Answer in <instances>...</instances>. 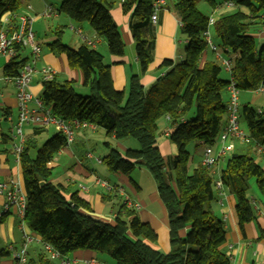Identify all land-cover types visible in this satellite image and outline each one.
<instances>
[{
  "label": "trees",
  "instance_id": "trees-1",
  "mask_svg": "<svg viewBox=\"0 0 264 264\" xmlns=\"http://www.w3.org/2000/svg\"><path fill=\"white\" fill-rule=\"evenodd\" d=\"M212 9L235 3L233 11L223 14L211 26L213 42L219 50L232 54L231 76L239 91H255L264 85V45L258 46L250 34L264 0H207ZM112 0H60L59 12L77 23L88 22L106 40L109 52L125 53V43L111 15ZM199 0H177L174 10L180 17V31L188 39L182 61L164 59L160 68L168 71L146 88L138 75L130 78L128 93L115 88L111 66L104 55L85 42L77 47L62 42L63 31L48 43L51 52L67 57L72 70L79 71L87 95L75 88V80L60 81L58 74L42 80L41 98L53 114L68 120L87 122L102 128L117 140L134 138L141 149L122 152L112 148L102 158L110 172L130 176L143 166L152 174L168 213L171 250L165 253L153 246L156 230L141 220L136 209L123 204L114 222H104L91 215L89 201L69 186L52 182L55 156L67 147L61 131L52 135L37 149L36 136L48 128L34 127L21 154L24 192L27 198L25 223L42 241L51 244L62 256L82 249L109 255L118 264H231L223 249L227 239L224 222L210 207L215 198L212 169L197 166L192 172L191 143L215 145L228 115L225 92L231 79H225L221 61H207L202 56L210 49L205 32L211 15L198 7ZM25 0H0V20L7 11H19ZM125 13L136 42V54L143 73L153 59L155 33L152 23L154 0H125ZM247 7L250 14L243 12ZM29 59L23 49L4 67V75L17 76ZM168 117L172 130L170 140L178 153L166 157L157 143L158 121ZM241 121L254 141L264 146V111L246 103L241 105ZM109 145V142H106ZM221 179L237 199L236 212L243 228L255 219L248 198L254 179L264 195V168L250 153L233 152L226 158ZM5 216V215H4ZM3 217L0 218L2 220ZM40 264H51L42 254Z\"/></svg>",
  "mask_w": 264,
  "mask_h": 264
},
{
  "label": "crops",
  "instance_id": "crops-1",
  "mask_svg": "<svg viewBox=\"0 0 264 264\" xmlns=\"http://www.w3.org/2000/svg\"><path fill=\"white\" fill-rule=\"evenodd\" d=\"M112 1H115V3L111 8V15L115 22L121 26L120 33L125 43V53L121 56H116L109 52L105 39L98 36L88 22L77 23L65 14L60 13L58 10L60 6L59 0H25V4L20 10L21 12H26L27 6L25 5L31 3L28 5H33L31 14L35 17L34 24H38V27L44 30V33H46V29L52 30V27L55 29V33L59 28L64 31L63 29L67 27V25L75 32L77 29H82L83 33H85L84 35L95 43L93 47L103 53L105 63L111 66L115 88L127 94L129 81L133 75H138L141 78L142 84L148 88L168 71V68H160L164 59H171L175 62L184 59L185 49L189 42L187 37L181 34L180 31V17L174 10V5L177 0H167L166 4L159 10L157 22L152 21L155 33L153 59L148 71L143 73L136 54V42L130 25L131 16L129 13H125L121 0ZM47 6L52 7L53 12L45 15L44 13ZM241 9L243 12L250 14V10L247 7L243 6ZM233 10L234 8L225 7L224 4H222L216 9H213L211 15H213L215 19H219L223 14ZM42 20H47V23L44 24ZM35 33L36 37L40 35L39 31H35ZM250 34L255 38L258 46L264 45V8L256 17ZM82 43L83 40L77 34L74 42L76 45L75 47ZM52 53L43 54L42 49V56L38 63L39 69L46 66L51 67L57 72L58 77L60 75L59 71H62L63 73H67L68 77H70L68 80L82 82V75L79 71H77L78 74L74 73L75 76L73 71L76 70L71 71L72 73L68 71V68L70 70L72 69L69 67L65 55L66 59L63 57V54L56 57ZM223 54L226 57H232L231 53L223 52ZM215 58L216 56L213 51L208 49L202 56L201 66L207 61L215 60ZM7 62L8 60L5 57L0 56V181L15 179L20 188L25 191L21 164L17 161L14 154L10 138L11 127L17 118L18 99L16 85L4 78V67ZM225 72L227 78L226 76L223 77L225 79H231L230 73L227 71ZM41 79L42 75L39 72L35 75L31 84V91L37 97H41L42 93ZM226 93L229 99V91H226ZM259 93L264 94V91H240V104L249 103L264 111V99L261 103L256 102L260 95ZM227 121L228 117H226L223 123L222 130L226 127ZM158 125L157 143L162 154L166 157L175 156L178 153V148L177 145L170 140L169 133L172 130V126L169 118H161L158 121ZM241 126L247 131L245 122L241 121ZM27 127L32 126L25 127L26 135L29 137L34 128L32 127L26 130ZM49 127H52L54 131L56 130L53 126ZM76 130L81 133V145L85 146L91 144V146L95 145L98 147L103 143L104 147L101 148L100 154L87 148L75 150L70 146L64 147L50 164L53 168L55 166H66L65 172L67 176L65 178V183L61 184L69 186L71 192L78 191L81 197L90 202L93 209L91 215L104 222L115 221V218L120 213L124 204L125 196L120 192L107 191L95 178L100 177L108 181L111 185L122 187L125 195L140 203V208L136 211L141 220L149 223L156 230L158 240L153 243V246L168 253L171 250L168 213L157 190L155 180L147 173L149 171H143L144 167L139 166V169L137 167L130 176H127L121 173L110 172L102 162V158L107 155L112 148H117L122 152L127 149H141L139 141L134 138L117 140L114 136L107 135L104 129L97 127L77 128ZM106 142H109V145H107ZM253 146L250 145L246 147V149L248 151L253 150L258 154V151L254 149L255 147ZM204 148L205 146L203 144L195 143L191 151L189 145V150L192 154L190 163L191 172L197 166L201 165ZM236 149L237 146L234 152H237ZM89 152L92 154L91 157L87 155ZM259 156L263 158L261 154ZM225 165L226 159L220 160L218 164L213 167L212 174L214 181L221 178ZM262 167L264 168V166ZM137 170L139 171L135 175ZM144 177L147 178V182L142 181ZM250 182L251 185L247 195L254 207L255 219L246 223L243 228L239 224L236 212V196L227 187L224 186L222 189L214 187L215 198L210 204L216 217L224 222L227 239L223 245V249L230 256L231 264L264 263V195L260 192L254 179ZM86 183H89L90 187L87 186ZM81 185H86L88 190L82 189ZM115 197L120 198L121 205L119 209L115 208ZM5 201V195L0 194V213L4 209ZM25 233L34 232L30 230L20 217L17 208L12 207L10 212L0 220V264H18L10 255L8 247L11 243L18 247L21 246L24 242ZM28 252V262L26 264L41 263L44 249L39 242H32L29 245ZM92 260H98L105 264H118L117 261L109 255L89 249L77 250L64 258L51 260V264H92Z\"/></svg>",
  "mask_w": 264,
  "mask_h": 264
},
{
  "label": "built area",
  "instance_id": "built-area-1",
  "mask_svg": "<svg viewBox=\"0 0 264 264\" xmlns=\"http://www.w3.org/2000/svg\"><path fill=\"white\" fill-rule=\"evenodd\" d=\"M125 0H121L124 2ZM167 0H154V10L152 14V21L157 22L159 10L166 4ZM225 7L233 8L235 3L232 1H225ZM29 10H32V5H27ZM53 12L52 7L47 6L45 15ZM35 17L29 13L21 11H7L3 14L0 20V56L5 57L8 61L16 57L20 50L28 51L29 59L24 65L20 74L17 76H4L10 82H13L17 87L18 99V113L17 118L11 127L10 138L12 148L17 161L20 163L21 154L24 151L27 135L25 132L26 126L47 128L53 126L56 130L61 131L67 138V146H70L75 139V129L77 128H96L94 125L87 122L68 121L53 114L50 107L46 106L41 97H37L31 91V84L37 73H41L42 80H51L57 74L51 67L38 68V63L42 56V46L38 42L36 33L34 31ZM216 19L213 15L210 17L209 29L205 32L209 47L216 53L217 58L221 61L225 71L231 74L232 59L226 57L218 46L213 42V35L211 26ZM180 24V23H179ZM79 37L90 46L95 43L86 37L82 29L76 30ZM228 85L229 99H228V121L224 130L221 131L215 145H206L201 164L205 167L213 169L220 160H225L235 150V141L240 140L245 144H254L255 149L264 157V146L254 141L248 131H245L241 126V104L239 100V89L234 80H230ZM258 91H264V85H261ZM88 157L92 154L89 152ZM109 192H120L124 195V205L128 208L139 209L140 203L134 201L129 196L125 195L122 187L111 185L108 181L95 178ZM214 187L222 189L224 187L222 179L214 181ZM81 188L88 190L86 185H81ZM0 194L5 195L6 201L4 209L0 213V218L8 214L12 207H16L20 217L25 219V209L27 198L25 192L20 188L15 179L9 181H0ZM25 222V221H24ZM39 242L44 249L46 257L54 260L62 258L61 254L49 243L41 240L35 233H25L24 242L21 246H15L11 243L8 251L13 259L18 264H26L28 262L29 245L32 242ZM92 264H105L98 260H92ZM68 263V261H67ZM264 264V263H261Z\"/></svg>",
  "mask_w": 264,
  "mask_h": 264
},
{
  "label": "rangeland",
  "instance_id": "rangeland-1",
  "mask_svg": "<svg viewBox=\"0 0 264 264\" xmlns=\"http://www.w3.org/2000/svg\"><path fill=\"white\" fill-rule=\"evenodd\" d=\"M215 1L217 3L223 2V0H215ZM28 4H31V3H27L25 6H27ZM32 7H33V5H32ZM198 7L200 8L201 11H203L206 14L211 15L213 13L212 6L210 5V3L207 0H199ZM19 11H21V10H19ZM26 12L31 14L32 11L26 8ZM31 15H33V14H31ZM42 21H43L44 24L47 23V20H42ZM117 26H118L119 31H121V26L119 24H117ZM34 28H35L34 31H39L40 35L37 36V40L42 45L43 54L50 53L51 51H50V49L48 47V43L57 38L56 33L54 31L55 29L53 27H52V30L46 29V31H45L46 33H44V30L40 29L38 27V24H34ZM63 30L64 31L62 33V42L64 44H68L70 46L75 47L76 45L74 44V42H75L76 37H77L76 32L74 30H71V28L68 25H67V27H64ZM26 53H28V51H26ZM52 54L55 55L56 57H59V55H60V54H56V53H52ZM63 57L66 59V57L64 55H63ZM67 68H68V66H67ZM68 71L70 73H72L71 71H73V70H70L68 68ZM59 72H60V75H59V80L60 81L67 80L68 78H70V77H68L67 73H63L62 71H59ZM74 73L78 74L77 71H73V74ZM74 76H75V74H74ZM222 76H226V78H227V74H226L225 70L222 71ZM75 88H76L77 92H79L80 94L87 95L89 93L88 87L84 86V84L81 81H76ZM259 94L260 95H259V97H258V99L256 101L257 103L263 102V99H264V94L263 93H259ZM242 95H245V94H242ZM224 98H225V100H228V94L226 92H225ZM29 128L31 129L32 127H27L26 130H29ZM88 131H89V129H88ZM53 132H54V129L52 127H49L47 131L43 132L42 134L38 135V137H36L37 148L33 151L34 155H36L37 149L42 146V144L47 140V138H49L52 135ZM74 133H75L74 142L70 144V147L72 149L82 150L84 148H87V149L92 150L93 152H95L97 154H100L99 152H101L100 151L101 148L104 147L103 143H101L98 147L95 146V145L91 146V144H87V145L83 146V145H81V133L79 131H77L76 129H75ZM194 145H195V143H191L190 144L191 151H192ZM250 145L253 146L254 144L253 143L252 144H245L244 142H242L240 140H236L235 141V148L237 146L236 150H237L238 153H250L251 155H253L255 157L256 161L259 164H262V166H264V157L262 156L263 158H261L259 156L260 155L259 152L257 154L253 150L248 151L246 149V147H248ZM61 165H62V163H61ZM65 168H66V166H64V167L63 166H55L53 168V175L51 177V180L53 181V183H55V184L65 183V178L67 176V173L65 172ZM139 168L140 167H138V169ZM138 171L139 170H137V172H135V175H136V173H138ZM143 171H149V170H147V168L144 167ZM147 173L150 175V177L152 179H154L152 174H150V172H147ZM146 180H147L146 177L142 178L143 182H147ZM86 184H87V186L90 187L89 183H86ZM146 185H148V184H146ZM147 191H148V189H147ZM114 202H115V208L119 209V207L121 205L120 198L119 197H115L114 198ZM57 259H60V258H57ZM54 260H56V259H54Z\"/></svg>",
  "mask_w": 264,
  "mask_h": 264
}]
</instances>
